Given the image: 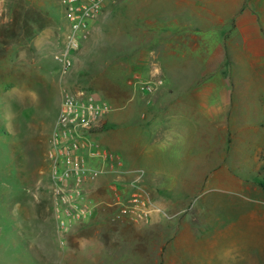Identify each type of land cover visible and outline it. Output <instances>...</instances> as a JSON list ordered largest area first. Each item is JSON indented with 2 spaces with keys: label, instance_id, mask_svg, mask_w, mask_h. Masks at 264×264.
I'll return each instance as SVG.
<instances>
[{
  "label": "crops",
  "instance_id": "0c3cea01",
  "mask_svg": "<svg viewBox=\"0 0 264 264\" xmlns=\"http://www.w3.org/2000/svg\"><path fill=\"white\" fill-rule=\"evenodd\" d=\"M242 5L243 0H102L74 54L73 70L102 79L120 64L129 81L162 83L151 92L134 88L128 94L127 101L141 99L143 125L123 129L129 150L124 160L102 144L121 166L118 174L98 178L94 196L99 208L109 207L117 177L124 185L131 176L127 170L141 169L151 212L138 222L113 214L76 224L64 233L60 264H124L136 250L138 263L146 264L150 235H169L164 248L173 253V264L186 257L187 264H264V187L248 178L264 174V88L240 76L232 86L224 73L230 63L242 70L241 54L252 55L259 44L256 0L244 10ZM243 33L247 39L237 42ZM118 50L121 58L115 57ZM53 73L48 65L41 71L44 77ZM106 120L116 125L113 116ZM108 130L95 138L105 143ZM234 209L239 214L231 218ZM226 236L250 248L225 253Z\"/></svg>",
  "mask_w": 264,
  "mask_h": 264
},
{
  "label": "rangeland",
  "instance_id": "374dc122",
  "mask_svg": "<svg viewBox=\"0 0 264 264\" xmlns=\"http://www.w3.org/2000/svg\"><path fill=\"white\" fill-rule=\"evenodd\" d=\"M248 2L243 0V10ZM256 4L257 51L252 55L241 54L242 70L236 67L237 64L226 66L224 73L230 77L232 86L238 82L235 78L240 76L251 77L258 88H264V0H256ZM67 24L59 0H0V264H60L59 250L63 249L66 236L58 230L52 208L47 151L50 132L65 92L78 87L88 88L112 104L113 112L109 117L113 116L116 125L112 127L105 118L96 132L109 129L105 143L100 142L124 160L129 150L123 129L129 126L137 129L143 125L137 111L141 99L137 96L127 101L128 94L135 93L134 88L144 90L143 84L153 85L155 89L162 83L161 80H158L161 81L159 84L157 81H129L125 78V67L120 64L109 78L89 79L72 67L61 78L60 65L54 54L65 43ZM245 37L244 33L242 37L237 34L236 41L247 39ZM117 52L115 57L121 58V51ZM51 61L56 66L50 65ZM47 65L54 73L44 77L41 71ZM241 83L244 85V80ZM225 165L228 166V160ZM256 176L248 178L264 181L263 172ZM113 212L110 207L102 206L97 208L96 215L107 217ZM228 214L235 218L239 212L234 209ZM161 236L154 240L150 235L146 239V264L174 263L173 253L164 248L169 235ZM231 238L222 239L225 253L231 248H250ZM138 256L137 250L135 255L129 253L124 264H139L141 253ZM222 259L226 263L229 260L228 256ZM182 261L187 264V257L179 262Z\"/></svg>",
  "mask_w": 264,
  "mask_h": 264
},
{
  "label": "built area",
  "instance_id": "2783aa9c",
  "mask_svg": "<svg viewBox=\"0 0 264 264\" xmlns=\"http://www.w3.org/2000/svg\"><path fill=\"white\" fill-rule=\"evenodd\" d=\"M68 22L65 43L54 54L62 78L73 66L89 24L102 7V0H59ZM161 81H157L159 84ZM151 92L154 87L143 84ZM113 111L112 104L97 92L78 87L66 91L51 130L47 158L50 161L52 208L61 233H68L76 224L95 217L99 203L95 183L102 175L118 174L121 161L95 136L105 118ZM131 174L124 189L123 182L110 189L108 206L117 219L138 222L148 218L150 202L141 191L143 170H127ZM158 210V209H156Z\"/></svg>",
  "mask_w": 264,
  "mask_h": 264
},
{
  "label": "trees",
  "instance_id": "16d2710c",
  "mask_svg": "<svg viewBox=\"0 0 264 264\" xmlns=\"http://www.w3.org/2000/svg\"><path fill=\"white\" fill-rule=\"evenodd\" d=\"M259 184L264 187V181L259 182Z\"/></svg>",
  "mask_w": 264,
  "mask_h": 264
}]
</instances>
